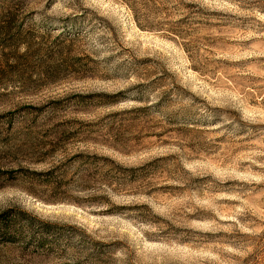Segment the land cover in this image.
Here are the masks:
<instances>
[{
    "label": "rangeland",
    "instance_id": "rangeland-1",
    "mask_svg": "<svg viewBox=\"0 0 264 264\" xmlns=\"http://www.w3.org/2000/svg\"><path fill=\"white\" fill-rule=\"evenodd\" d=\"M0 264H264V0H0Z\"/></svg>",
    "mask_w": 264,
    "mask_h": 264
},
{
    "label": "trees",
    "instance_id": "trees-1",
    "mask_svg": "<svg viewBox=\"0 0 264 264\" xmlns=\"http://www.w3.org/2000/svg\"><path fill=\"white\" fill-rule=\"evenodd\" d=\"M3 223L0 222V234L4 235L7 230H6V226L2 225Z\"/></svg>",
    "mask_w": 264,
    "mask_h": 264
}]
</instances>
